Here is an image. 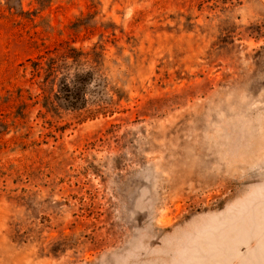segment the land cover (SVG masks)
Masks as SVG:
<instances>
[{
    "label": "rangeland",
    "instance_id": "1",
    "mask_svg": "<svg viewBox=\"0 0 264 264\" xmlns=\"http://www.w3.org/2000/svg\"><path fill=\"white\" fill-rule=\"evenodd\" d=\"M0 264H264V0H0Z\"/></svg>",
    "mask_w": 264,
    "mask_h": 264
},
{
    "label": "trees",
    "instance_id": "2",
    "mask_svg": "<svg viewBox=\"0 0 264 264\" xmlns=\"http://www.w3.org/2000/svg\"><path fill=\"white\" fill-rule=\"evenodd\" d=\"M101 89L100 80H97L93 71L75 70L61 78L54 97L64 109L80 110L91 101H99Z\"/></svg>",
    "mask_w": 264,
    "mask_h": 264
}]
</instances>
